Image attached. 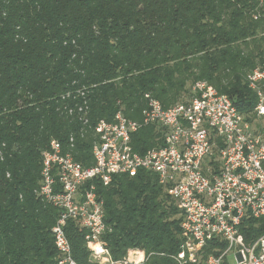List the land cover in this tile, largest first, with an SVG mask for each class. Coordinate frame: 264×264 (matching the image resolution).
Segmentation results:
<instances>
[{
  "label": "trees",
  "instance_id": "1",
  "mask_svg": "<svg viewBox=\"0 0 264 264\" xmlns=\"http://www.w3.org/2000/svg\"><path fill=\"white\" fill-rule=\"evenodd\" d=\"M263 62L264 0H0V264H57L60 211L39 194L52 140L93 165L100 120L120 110L141 119L149 98L184 102L201 80L252 117L248 78ZM133 139L143 153L161 132L149 126ZM97 192L115 260L140 247L145 264H179L181 211L155 173L116 175ZM65 230L86 263L85 233L73 220Z\"/></svg>",
  "mask_w": 264,
  "mask_h": 264
},
{
  "label": "built area",
  "instance_id": "2",
  "mask_svg": "<svg viewBox=\"0 0 264 264\" xmlns=\"http://www.w3.org/2000/svg\"><path fill=\"white\" fill-rule=\"evenodd\" d=\"M257 96L252 117L241 113L227 94L201 80L190 99L165 108L149 98L141 119L122 110L95 127L94 164L76 161L52 140L43 153L39 194L60 211L53 227L57 264H145L150 254L132 247L115 260L104 235V200L98 184L114 176L155 173L181 211L183 241L173 258L179 264H264V62L249 75ZM154 126L161 144L139 152L133 136ZM73 220L85 233L89 258L79 263L65 227ZM251 224L262 229L259 235ZM210 247L211 253H206ZM235 263L228 261L230 253Z\"/></svg>",
  "mask_w": 264,
  "mask_h": 264
},
{
  "label": "rangeland",
  "instance_id": "3",
  "mask_svg": "<svg viewBox=\"0 0 264 264\" xmlns=\"http://www.w3.org/2000/svg\"><path fill=\"white\" fill-rule=\"evenodd\" d=\"M190 97V96H189ZM189 97H187L186 99H189ZM173 200L169 197V202L170 203H173L172 202ZM228 261L230 262V263H235L236 262V257H235V254L234 253H230L229 254V256H228Z\"/></svg>",
  "mask_w": 264,
  "mask_h": 264
}]
</instances>
